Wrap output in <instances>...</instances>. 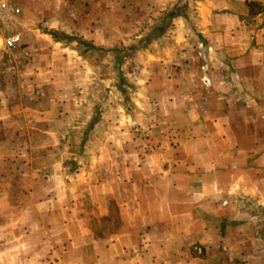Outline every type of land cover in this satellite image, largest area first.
Masks as SVG:
<instances>
[{"label":"crops","instance_id":"obj_1","mask_svg":"<svg viewBox=\"0 0 264 264\" xmlns=\"http://www.w3.org/2000/svg\"><path fill=\"white\" fill-rule=\"evenodd\" d=\"M201 6L197 23L179 33L192 41L180 43L185 54L207 44V86L188 65L161 80L173 95L147 116L168 131L143 157L125 148L120 130L108 139L110 128L99 121L70 173L64 163L76 148L71 139L89 118L65 123L77 113L58 112L57 105L44 116L42 102L29 100L40 85L36 74L16 77L8 98L0 87V118L14 120L0 122L7 238L44 232L48 246L66 242L73 247L64 264H124L132 260L127 248L154 240L183 250H212L221 241L240 249L234 264H264V0ZM248 245L254 255L242 251Z\"/></svg>","mask_w":264,"mask_h":264},{"label":"rangeland","instance_id":"obj_2","mask_svg":"<svg viewBox=\"0 0 264 264\" xmlns=\"http://www.w3.org/2000/svg\"><path fill=\"white\" fill-rule=\"evenodd\" d=\"M2 1L17 9L16 23L8 30L0 29L3 95L8 98L11 94L9 84L16 77L36 74L40 85L29 100L42 102L44 116L51 118L57 105L58 112L77 113L65 123L80 124L89 118L85 131L71 139L76 148L64 163L70 173L79 167L86 132L99 121L109 126L108 139L120 130L125 148L131 146L139 157L159 145L168 129L162 122L157 124L160 118L147 115L166 108L165 102L173 94L161 80L169 79L179 67L197 68L199 81L203 88L207 86L205 73L211 55L207 44L199 41L185 54L180 43L192 41L179 33L193 27L196 11L207 0ZM13 36L14 42L8 43ZM5 105L11 108L9 102ZM8 119L2 116L0 122H14ZM66 126L65 132L69 131ZM58 139L63 141L61 136ZM3 202L0 199V205ZM4 208L0 206V264H64L71 257L67 254L73 246L66 242L48 246L44 232L40 238H7L5 226L11 215ZM117 224L114 221L113 227ZM156 241L127 248L125 253L132 260L124 264L239 263L233 257L240 249L221 241L212 250L199 245L183 250L180 245ZM88 250L84 246L83 251ZM242 251L256 253L251 245L243 246ZM68 263L81 264L75 259Z\"/></svg>","mask_w":264,"mask_h":264},{"label":"built area","instance_id":"obj_3","mask_svg":"<svg viewBox=\"0 0 264 264\" xmlns=\"http://www.w3.org/2000/svg\"><path fill=\"white\" fill-rule=\"evenodd\" d=\"M17 9L0 0V29L8 30L16 23ZM15 37L8 39V43L14 42Z\"/></svg>","mask_w":264,"mask_h":264}]
</instances>
